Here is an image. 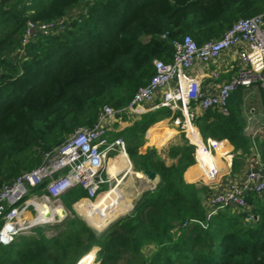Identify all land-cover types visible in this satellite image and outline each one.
I'll return each instance as SVG.
<instances>
[{"label":"trees","instance_id":"1","mask_svg":"<svg viewBox=\"0 0 264 264\" xmlns=\"http://www.w3.org/2000/svg\"><path fill=\"white\" fill-rule=\"evenodd\" d=\"M260 13L264 0H0V187L41 164L75 129L90 126L102 106L126 105L154 75L153 61L171 60L174 38L189 36L202 44ZM64 18L62 29L26 36L27 22L39 26ZM242 103L239 86L226 112L212 108L195 118L203 139L231 143L232 172L252 148L243 133ZM169 114L161 107L131 122L122 115L126 124L118 129L115 123L110 132L111 138H123L136 171L159 177L130 212L98 231L93 227L103 218L100 204L111 196L101 194L96 210L91 203L79 208L92 227L72 207L85 190L73 187L60 198L69 214L0 244V264H92L93 248L97 264H264V195L245 196L252 220L230 206L209 214L202 201L207 187L183 176L195 164V147L169 146L167 163L144 139ZM253 141L264 164V132ZM45 226L54 231L44 233ZM146 246L152 247L149 254Z\"/></svg>","mask_w":264,"mask_h":264},{"label":"built area","instance_id":"2","mask_svg":"<svg viewBox=\"0 0 264 264\" xmlns=\"http://www.w3.org/2000/svg\"><path fill=\"white\" fill-rule=\"evenodd\" d=\"M31 1L33 0H28V4ZM80 10H76L74 15ZM66 20L64 18L39 26L27 22L26 36H30V28L33 27L44 34L62 29L68 22ZM165 35L162 34V38ZM171 44V60H154V75L147 84L137 88L126 105L118 109L109 105L102 106L90 126L75 129L59 146L44 154L41 164L23 171L0 187V244H8L22 232H29L38 225L49 224L65 216L67 213L60 198L73 187L79 186L86 193L73 203V208L78 213L84 202L95 200L100 193L109 190L110 181L115 178L108 172L110 156L125 154L128 157L123 138H111L110 132L122 115L136 118L146 113L143 104L152 102L161 89V100L156 109H169L170 126L177 129L185 141L195 147L197 164L205 154L216 156L219 162L231 156L226 139L201 137L195 118L198 110L203 112L216 108L226 112L227 101L239 86L247 89L257 85L264 91V13L235 21L218 39L197 44L189 36H185L182 39L174 38ZM233 47H238L239 68L236 73L222 82L215 92L202 91L199 80L190 73L193 66L197 62L208 63L215 60ZM249 112L247 123L254 117V107H250ZM258 130L259 128L256 131ZM145 136H148V130ZM249 166L242 190L232 189L206 195L209 214L217 208L230 206L247 211L248 220L254 218L245 196L249 191L264 195V164L260 161L256 148L250 154ZM217 167L201 168L202 177L214 178ZM105 184L107 188L103 189ZM37 187L41 189L35 192ZM41 208H45L48 217L41 212ZM53 211L56 214L53 215Z\"/></svg>","mask_w":264,"mask_h":264},{"label":"crops","instance_id":"3","mask_svg":"<svg viewBox=\"0 0 264 264\" xmlns=\"http://www.w3.org/2000/svg\"><path fill=\"white\" fill-rule=\"evenodd\" d=\"M238 47H233L227 51H224L217 59L212 60L208 63H201L197 62L193 68L191 69V74L195 76L200 83V87L202 91L204 92H215L220 84L232 77L233 74L236 73L237 69L239 68V61H238ZM162 89L158 91L156 94L155 99L152 102H148L143 104V108L145 112L152 111L156 109V106L160 103L161 100V95H162ZM256 91L259 92L260 94V104L264 108V102L262 99V93L263 91L259 86L255 85L250 88H243V103H242V115L245 120V126L243 129V133L250 137L252 140V148H251V153L256 148V145L254 143V138L256 136H261L264 132L263 124H264V110L261 113L255 112V107H254V117L251 120L250 123H247V119L250 116L249 108L248 105H246V96H248L251 93H255ZM220 111V110H219ZM202 112L198 110V115L201 114ZM168 116L162 118L161 120L155 122L152 124L147 130H148V136L144 135V139L146 143L149 146H155L160 155L166 159L167 163H170L172 160L169 159L166 156V151L167 148L171 145L174 144H183L185 143V138L184 136L174 127L170 126L168 122ZM132 119V118H131ZM247 126V127H246ZM246 127V128H245ZM262 127V129H261ZM257 128H259L258 131ZM119 129V128H118ZM146 130V131H147ZM257 132L255 135L254 132ZM227 147L231 152V156L225 158L224 160L221 161V165L219 163V160L216 156L210 155V158L214 159V162L211 163V165L207 167H201L200 164H193L190 167L186 169L184 172V179L186 182H192L196 183L199 186H205L207 187V192H204L202 194V201L203 204L207 208V203H206V195L211 194V193H218L226 190H232V189H243V186L245 184V180L248 174V171L250 169L249 166V157L250 154L246 155L243 161V164L240 165L237 170H234L232 172V158L234 155L233 151V146L229 141L227 140ZM257 150V148H256ZM125 155V154H123ZM129 160V159H128ZM208 161V160H207ZM206 161V162H207ZM205 162V163H206ZM129 164L131 165L130 161ZM124 165V161L121 157V160L116 162V170L117 171L114 175L118 172H122V169ZM122 166V167H120ZM200 166V167H199ZM215 166H218V171L214 176V179L212 182H205L206 178L202 177V171L201 168L203 169H209V168H214ZM119 170V171H118ZM138 173V172H137ZM139 174V173H138ZM140 175V174H139ZM159 177L158 175L155 178V184L158 182ZM154 184V185H155ZM154 187V186H153ZM151 189V188H149ZM145 248H149V253L152 251L151 246H146ZM144 248V249H145ZM143 249V250H144ZM145 252V250H144ZM148 253V254H149Z\"/></svg>","mask_w":264,"mask_h":264},{"label":"rangeland","instance_id":"4","mask_svg":"<svg viewBox=\"0 0 264 264\" xmlns=\"http://www.w3.org/2000/svg\"><path fill=\"white\" fill-rule=\"evenodd\" d=\"M260 94H259V92L258 91H256L255 93H251V94H249L248 96H246V105H248V107H255V112L257 113V112H263V110H264V108H263V106L260 104ZM263 109V110H262ZM124 119H119L118 120V122H116L117 123V128H121L122 127V125H124V124H126V123H124ZM127 121H129V122H131L132 121V119L131 118H127ZM123 159V161H124V165H123V167L122 166H120V167H122V169H120V170H124L126 167H127V163H128V161L126 160V159H124V158H122ZM128 159H129V161H130V163H131V169L134 171L133 173L134 174H132V173H128V174H125L124 172H118L116 175H115V178H112L111 179V181H110V183H111V188H110V190H108V196H111V197H109V199H112V200H117V199H119L120 198V195H124V197H125V199L127 198V201L129 202V204H130V208L126 211V212H124L123 214H121V215H119V216H117V217H115L114 218V220L115 219H117L118 217H120V216H122V215H125V214H127L128 212H130L131 211V209H132V207H133V205H134V202L137 200V198L141 195V193L143 192V191H145V190H147V189H149V188H151V187H153L154 186V182H155V179H153V180H150V179H148L147 178V176H145L143 173H142V171H136L134 168H133V161L128 157ZM115 159H114V157H113V161H114ZM197 164V163H196ZM219 164L221 165L222 163L221 162H219L218 163V166H219ZM129 166V165H128ZM119 171V170H118ZM117 171H114L113 172V174H115ZM140 174H138V173ZM114 176V175H113ZM142 176V177H141ZM128 179V180H127ZM107 188V184H105L104 186H103V189H106ZM115 189H117L118 190V192L120 191H122L121 193H118L117 192V190H115ZM120 189V190H119ZM104 193V192H103ZM102 193V194H103ZM112 194L114 195V196H112ZM105 200V199H104ZM104 200L101 202V204H100V207H101V209H102V205H103V202H104ZM58 204V203H57ZM56 204V205H57ZM90 205V208L91 209H93V210H96V208H97V200L95 201V202H93V203H91V204H89ZM120 206V205H119ZM65 207V206H64ZM72 207H73V205H72ZM56 209H58V207H55ZM60 211V209L58 210V212ZM65 211H66V213L67 214H69V209H67L66 207H65ZM97 212V211H96ZM77 214H79L80 216H82L85 220H86V218L82 215V214H80V213H78L77 212ZM87 221V220H86ZM113 221V220H112ZM111 221V222H112ZM88 222V221H87ZM93 227V226H92ZM94 228V227H93ZM94 229H96V230H98L97 228H94ZM43 230H44V233H46V234H51L53 231H54V229L53 228H50V227H43ZM30 232V231H29ZM95 250H96V248H93V259H92V264H97L95 261H94V258H95ZM145 250V254H148L149 253V248H145L144 249Z\"/></svg>","mask_w":264,"mask_h":264},{"label":"bare ground","instance_id":"5","mask_svg":"<svg viewBox=\"0 0 264 264\" xmlns=\"http://www.w3.org/2000/svg\"><path fill=\"white\" fill-rule=\"evenodd\" d=\"M209 154H205L203 156L200 157V161L199 164L203 165L207 160H214L213 158L209 159ZM113 157H114V161H113ZM121 157L126 159L128 161L127 163V167L122 171L125 174L128 173H132L134 174L133 170L131 169V165L129 164V160L128 157L126 155L120 154V155H111L110 156V162L108 164V172L113 176V172L116 170L115 166H116V162L121 160ZM129 165V166H128ZM142 177V176H141ZM128 180V179H127ZM110 190V189H109ZM117 190V189H115ZM120 190V189H119ZM108 190L104 191V193H107ZM118 192V190H117ZM122 192V191H121ZM120 191L118 193H121ZM103 193V192H102ZM100 193L97 198L102 194ZM103 193V194H104ZM97 198L95 200H92L90 202H84L85 203H92L95 202L97 200ZM99 203V202H98ZM84 204L82 206H84ZM87 205V204H86ZM120 205V206H119ZM83 208V207H82ZM97 208H98V204H97ZM130 208V204L127 201V198L125 199L124 195H120V198L118 199V201H114V200H106L103 202L102 205V213H103V218L97 222V224L94 226V228H101L103 227L109 220L123 214L124 212H126L128 209ZM41 212H44L43 214H46L47 211L45 210V208H41ZM56 214L55 211H53V215ZM81 214V212H80ZM46 217H48V214L45 215ZM89 223V222H88ZM90 224V223H89ZM91 225V224H90ZM92 226V225H91Z\"/></svg>","mask_w":264,"mask_h":264},{"label":"water","instance_id":"6","mask_svg":"<svg viewBox=\"0 0 264 264\" xmlns=\"http://www.w3.org/2000/svg\"><path fill=\"white\" fill-rule=\"evenodd\" d=\"M36 32H39V29L37 28V27H33V28H30V35L31 34H33V33H36ZM142 173L145 175V176H147V178L148 179H150V180H153V179H155L156 178V176H157V174L155 173V172H153V171H151V170H148V169H144V170H142ZM213 179L214 178H209V179H205V182H212L213 181ZM66 216V215H65ZM65 216H63L61 219H59V220H55V221H53L52 223H59V222H61L64 218H65ZM112 220H114V218L113 219H111V220H109L103 227H101V228H97L98 229V231L99 230H101V229H103L106 225H108ZM88 223V222H87ZM97 251V249L95 250V252Z\"/></svg>","mask_w":264,"mask_h":264}]
</instances>
